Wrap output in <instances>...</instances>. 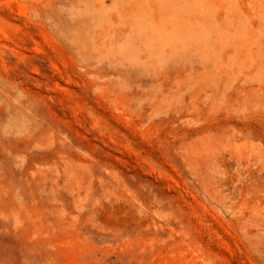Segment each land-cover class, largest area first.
Segmentation results:
<instances>
[{
	"label": "rangeland",
	"instance_id": "374dc122",
	"mask_svg": "<svg viewBox=\"0 0 264 264\" xmlns=\"http://www.w3.org/2000/svg\"><path fill=\"white\" fill-rule=\"evenodd\" d=\"M0 264H264V0H0Z\"/></svg>",
	"mask_w": 264,
	"mask_h": 264
}]
</instances>
